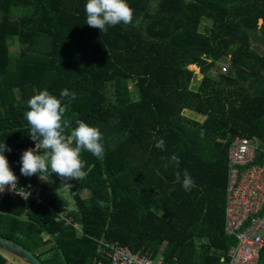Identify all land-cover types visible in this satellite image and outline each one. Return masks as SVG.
Wrapping results in <instances>:
<instances>
[{"label": "trees", "instance_id": "1", "mask_svg": "<svg viewBox=\"0 0 264 264\" xmlns=\"http://www.w3.org/2000/svg\"><path fill=\"white\" fill-rule=\"evenodd\" d=\"M127 2L133 23L101 33L86 24L87 0H0V144L31 142L27 101L67 88L76 94L71 127L99 126L105 149L102 160L82 152L87 175L70 196L52 173L59 190L42 203L1 199L0 235L43 264H109L103 240L178 264H221L237 242L225 233L229 149L242 137L264 145V53L254 47L264 0ZM19 7L28 12L14 19ZM173 154L195 181L190 191L175 178ZM60 212L80 229L57 220ZM0 264L14 263L0 251Z\"/></svg>", "mask_w": 264, "mask_h": 264}, {"label": "clouds", "instance_id": "2", "mask_svg": "<svg viewBox=\"0 0 264 264\" xmlns=\"http://www.w3.org/2000/svg\"><path fill=\"white\" fill-rule=\"evenodd\" d=\"M86 24L98 28L101 33L107 32L111 26L123 23H133L134 9L127 0H87L85 5ZM76 94L65 88L59 97L47 89L33 95L28 101V110L24 117L30 125L29 136L35 142L34 148H28L21 155L20 172L24 176L37 175L42 181L49 180L55 173L63 181L86 177V161L81 158L84 151L102 160L105 155L103 133L99 126H93L84 120L77 119L76 127L72 128L65 114ZM67 101V102H65ZM203 136V131L201 133ZM163 138L156 142V147L165 149ZM8 146L0 144V193L6 188H12L17 182V176L9 166L4 155ZM170 163L175 164V178L181 182L185 191L195 187V181L185 168L180 170V158L173 154ZM168 165L166 164L165 167ZM159 174V173H157Z\"/></svg>", "mask_w": 264, "mask_h": 264}, {"label": "built area", "instance_id": "3", "mask_svg": "<svg viewBox=\"0 0 264 264\" xmlns=\"http://www.w3.org/2000/svg\"><path fill=\"white\" fill-rule=\"evenodd\" d=\"M34 147L35 142L31 140L23 146L8 147L10 151L5 150L4 155L17 176V182L12 188H6L0 193V200H30L37 204L43 202V181L28 180V176L20 172L23 151ZM229 154L230 179L225 233L237 242L228 249L221 264H259L260 253L264 248V237L260 233L264 229V145L257 139L242 137L233 142ZM257 157L262 158V161L258 162ZM57 220L80 229L67 212L58 213ZM101 250L109 264H178L176 258L169 261L163 255L153 258L148 254L134 253L129 246L119 242L105 243L103 240L100 242Z\"/></svg>", "mask_w": 264, "mask_h": 264}, {"label": "rangeland", "instance_id": "4", "mask_svg": "<svg viewBox=\"0 0 264 264\" xmlns=\"http://www.w3.org/2000/svg\"><path fill=\"white\" fill-rule=\"evenodd\" d=\"M28 12V10L26 8H23V7H19V8H15L13 10V16H14V19L16 18H19V16H23L24 14H26ZM1 16V14H0ZM263 21H259L258 23V26L261 27ZM208 26V24L206 22H203V27H206ZM259 34V39L255 40L254 42H256L254 44V47L261 53L263 54L264 53V38H263V34L261 32L258 33ZM14 44L12 45L11 49L14 51L16 48H17V45H18V39L17 37L15 38H11V41H14ZM191 70H193L195 72V75L198 76V78L196 79L197 81H200L202 78H203V75L201 74V69L198 68L197 66L193 65V66H190L189 67ZM218 68L219 70L222 72V73H226L227 70L229 69V64L228 63H225V62H221L218 64ZM218 71H215L213 72L214 74H217ZM197 81H194L193 82V85H195L197 83ZM183 114L185 116H188L190 118H193V119H196V120H201V121H205L206 120V117L201 115V114H198L190 109H187L185 111H183ZM61 179V178H60ZM62 180V179H61ZM63 181V180H62ZM75 182V179H71V180H67V181H63L64 183V187L63 189L65 190V193L67 194V196H70V193H71V187L73 186V183ZM47 184H45V187H46V190L44 192L45 196H52L53 193L57 192L59 190V186L57 183H54L53 180L51 179V177H49V180L48 182H46ZM83 196H85V193H82ZM160 214H162L160 212ZM261 235L264 237V229L261 230ZM10 260L14 263V264H23L21 261H19L18 259L16 258H12V257H9Z\"/></svg>", "mask_w": 264, "mask_h": 264}, {"label": "water", "instance_id": "5", "mask_svg": "<svg viewBox=\"0 0 264 264\" xmlns=\"http://www.w3.org/2000/svg\"><path fill=\"white\" fill-rule=\"evenodd\" d=\"M0 251L8 257L18 259L23 264H43L33 252L2 235H0Z\"/></svg>", "mask_w": 264, "mask_h": 264}, {"label": "crops", "instance_id": "6", "mask_svg": "<svg viewBox=\"0 0 264 264\" xmlns=\"http://www.w3.org/2000/svg\"><path fill=\"white\" fill-rule=\"evenodd\" d=\"M46 182H48V180L47 181H43L44 186H45V184H47Z\"/></svg>", "mask_w": 264, "mask_h": 264}]
</instances>
